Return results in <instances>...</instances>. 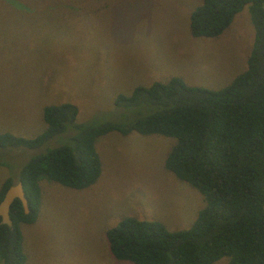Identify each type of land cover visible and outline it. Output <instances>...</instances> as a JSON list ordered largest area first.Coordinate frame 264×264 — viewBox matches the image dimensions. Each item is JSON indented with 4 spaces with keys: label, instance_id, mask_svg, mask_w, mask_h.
I'll list each match as a JSON object with an SVG mask.
<instances>
[{
    "label": "rangeland",
    "instance_id": "obj_1",
    "mask_svg": "<svg viewBox=\"0 0 264 264\" xmlns=\"http://www.w3.org/2000/svg\"><path fill=\"white\" fill-rule=\"evenodd\" d=\"M201 2L0 0V133L35 136L45 128L43 108L63 102L77 107V124L127 126L154 107H118L115 97L172 76L225 86L245 70L252 48L249 5L219 35L194 37L189 19ZM75 133L68 124L37 148L0 147V187ZM175 141L110 131L95 139L101 172L91 185L77 190L41 176L38 215L20 225L25 264H132L112 255L106 236L126 217L188 228L205 199L165 168Z\"/></svg>",
    "mask_w": 264,
    "mask_h": 264
},
{
    "label": "trees",
    "instance_id": "obj_2",
    "mask_svg": "<svg viewBox=\"0 0 264 264\" xmlns=\"http://www.w3.org/2000/svg\"><path fill=\"white\" fill-rule=\"evenodd\" d=\"M249 5L254 27L246 68L218 89L190 86L179 76L137 85L118 94L114 104L154 107L127 126L105 122L77 124L70 102L43 108L45 128L32 137L0 133V147L37 148L68 124L77 129L70 144L34 156L19 172L28 212L15 198L11 225L0 222V264H25L21 224L32 223L41 203L39 178L72 189L91 185L100 175L96 137L110 131L174 137L164 166L199 190L205 205L194 222L170 230L160 221L122 219L106 233L112 255L132 264H264V0H202L190 14L194 37L222 33L236 13ZM13 179L0 187V201ZM1 219V218H0Z\"/></svg>",
    "mask_w": 264,
    "mask_h": 264
},
{
    "label": "water",
    "instance_id": "obj_3",
    "mask_svg": "<svg viewBox=\"0 0 264 264\" xmlns=\"http://www.w3.org/2000/svg\"><path fill=\"white\" fill-rule=\"evenodd\" d=\"M17 198L21 201L25 213L28 212L27 199L24 195L22 188V183L17 181L16 183L10 185L4 193L2 200L0 201V222L11 225V220L9 217V207L13 200Z\"/></svg>",
    "mask_w": 264,
    "mask_h": 264
},
{
    "label": "flooded vegetation",
    "instance_id": "obj_4",
    "mask_svg": "<svg viewBox=\"0 0 264 264\" xmlns=\"http://www.w3.org/2000/svg\"><path fill=\"white\" fill-rule=\"evenodd\" d=\"M13 182H14V181H13ZM14 183H16V182H14ZM14 183H13V184H14Z\"/></svg>",
    "mask_w": 264,
    "mask_h": 264
}]
</instances>
